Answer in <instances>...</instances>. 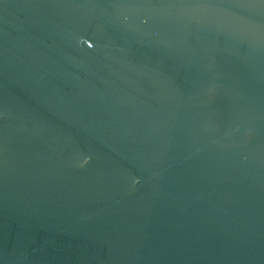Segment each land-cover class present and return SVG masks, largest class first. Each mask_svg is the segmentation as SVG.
Returning a JSON list of instances; mask_svg holds the SVG:
<instances>
[{"label": "water", "instance_id": "1", "mask_svg": "<svg viewBox=\"0 0 264 264\" xmlns=\"http://www.w3.org/2000/svg\"><path fill=\"white\" fill-rule=\"evenodd\" d=\"M0 264H264V0H0Z\"/></svg>", "mask_w": 264, "mask_h": 264}]
</instances>
